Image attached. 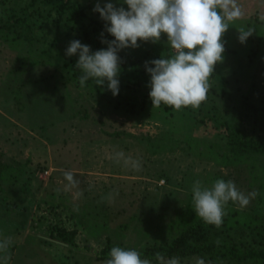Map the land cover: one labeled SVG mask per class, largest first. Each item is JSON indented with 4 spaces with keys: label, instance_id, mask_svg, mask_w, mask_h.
I'll list each match as a JSON object with an SVG mask.
<instances>
[{
    "label": "rangeland",
    "instance_id": "1",
    "mask_svg": "<svg viewBox=\"0 0 264 264\" xmlns=\"http://www.w3.org/2000/svg\"><path fill=\"white\" fill-rule=\"evenodd\" d=\"M27 1L0 0V8L24 15ZM111 2L120 5V0ZM235 2L243 16L224 33V60L215 66L207 100L195 110H169L163 103L153 108L150 75L137 71L133 90L126 93L138 94L139 106L145 99V110L131 114L115 107L120 94L115 102L101 94L106 86L90 89L66 79L64 59L45 57L41 42L32 46L11 29L5 31L16 40L0 34V264H105L106 259L83 252L84 246L96 251L108 242L141 246L169 241L179 233L176 222L193 211L192 183L200 180L210 187L219 173L245 195L258 192L252 184L254 161L224 166L206 156L211 143H217L218 152L225 147L226 123L241 122L249 135H264L253 111L243 105L245 100L264 104V0ZM240 27L254 28L244 43L238 40ZM138 43L118 54L141 57L143 63L168 57L164 35L159 43ZM186 135L198 144L171 138ZM133 160L139 161L138 169ZM65 172L73 174V181ZM229 208L264 215L258 196L245 207L229 202L225 213ZM59 225L78 229L77 248L51 238ZM209 226L211 240H250L237 227ZM200 259L210 264L199 255L180 259V264Z\"/></svg>",
    "mask_w": 264,
    "mask_h": 264
},
{
    "label": "clouds",
    "instance_id": "2",
    "mask_svg": "<svg viewBox=\"0 0 264 264\" xmlns=\"http://www.w3.org/2000/svg\"><path fill=\"white\" fill-rule=\"evenodd\" d=\"M93 11L99 13L105 22V31L114 39H102L107 48L94 52L79 40L69 42L65 54L68 57L78 55L75 67L81 73L80 86L85 87L91 79L96 86H106L113 96L118 95L121 65L118 53L126 48H138V41L159 43L164 35L170 45V55L145 62L151 78L149 98L153 108L163 103L176 111L189 106L199 109L207 100L215 66L224 60L223 35L243 16L235 0H122L119 7L111 0L101 6L97 0ZM260 19L264 21V16ZM237 30L241 43L254 33L251 27ZM133 161V168L138 169L139 161ZM64 176L73 181L71 172H65ZM258 194L252 191L245 195L234 181L224 179H216L210 187L195 180L191 186L196 217L216 228L222 226L229 202L245 207ZM108 256L105 264H152L135 248L113 246ZM155 260L157 264H180L179 257L165 260L160 252L155 253ZM197 264L205 262L200 259Z\"/></svg>",
    "mask_w": 264,
    "mask_h": 264
},
{
    "label": "trees",
    "instance_id": "3",
    "mask_svg": "<svg viewBox=\"0 0 264 264\" xmlns=\"http://www.w3.org/2000/svg\"><path fill=\"white\" fill-rule=\"evenodd\" d=\"M121 1L120 5L119 3L116 4L117 7L121 6ZM25 3L24 15H16L14 11L11 12L7 8H0V34L9 37L11 35L5 30L11 29L16 32V38H22L32 46L41 42L43 47L40 53L47 58H55L56 62L64 59L63 64L66 73H68L64 76L66 79L70 78L77 85H80L78 78L81 73L75 67L78 58H76V55L68 57L65 54L69 42L79 40L82 44L90 46V49L94 52L107 48V44L101 42L102 39L112 40V37L105 31V22L100 18L99 13L94 12L92 14L91 10H89L90 8L93 10L95 2L91 0L90 3L84 4L81 0H30ZM9 13L12 14V21L7 19ZM68 23L71 24V27L68 26ZM101 33H103V37ZM11 38L16 40L13 36ZM167 50V56H169L171 53L170 46L167 47ZM119 56L121 58L119 75L123 80V82H120V89H124L123 93L121 91L118 93L121 99L115 102L112 92L106 88L101 89V94L109 101L115 102V107L117 108H128L129 112L135 115L143 113L145 110L143 105L145 99L141 100L142 105L140 104L139 106V102L136 100L139 95L134 94L131 97L127 94V91L133 90L135 84L132 74L135 76L137 71L146 72L143 58ZM92 84L93 81L90 79L86 82V87L99 89V86H91ZM126 94L130 98H127L124 102L123 99ZM243 105L253 111L255 119L259 122L262 130H264V104L259 107L245 100ZM165 108L173 109V107L169 106H165ZM170 113L172 114V111ZM225 127V147L218 152L215 149L217 143H211L207 147L209 150L206 156L219 160L224 166H236L246 160L254 161L251 175L252 184L258 190V199L264 202V135L259 137L249 135L241 122L235 124L226 123ZM171 138L178 144L181 140H185L186 143L190 142V144L192 142L198 144V140L190 135H186L184 138L178 137L175 139L173 136ZM2 178H4L3 170H0V180ZM215 178L228 181V177L220 173ZM188 213L190 217H182L181 220L176 222L179 225L176 228L179 233L169 241L143 244L141 246H128L108 242L96 251L85 245L84 249L87 252H83L97 260H107L110 249L113 246H121L141 251L142 257L149 259L154 264H157L155 260L156 252L162 253L165 258L175 256L183 259L199 255L204 257L210 264H264V215L249 212L243 213L229 208L223 217V225L227 228L237 227L241 234L250 235L249 241L236 242L232 239L211 240L210 226L206 225L199 217H196L194 211L190 210ZM127 226V223L120 225L124 229ZM55 231L56 233L52 232L50 234L52 239L58 238L62 244L70 245L72 248L79 246L76 239L78 229H67L65 226L59 225ZM217 241L219 242L217 243Z\"/></svg>",
    "mask_w": 264,
    "mask_h": 264
}]
</instances>
